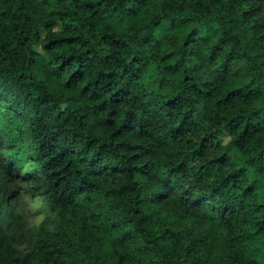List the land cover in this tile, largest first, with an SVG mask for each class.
<instances>
[{
	"label": "trees",
	"instance_id": "1",
	"mask_svg": "<svg viewBox=\"0 0 264 264\" xmlns=\"http://www.w3.org/2000/svg\"><path fill=\"white\" fill-rule=\"evenodd\" d=\"M0 264H264V0H0Z\"/></svg>",
	"mask_w": 264,
	"mask_h": 264
},
{
	"label": "rangeland",
	"instance_id": "2",
	"mask_svg": "<svg viewBox=\"0 0 264 264\" xmlns=\"http://www.w3.org/2000/svg\"><path fill=\"white\" fill-rule=\"evenodd\" d=\"M36 169V162L29 159L25 168L15 170L10 178L13 190L11 206L20 231L28 232L25 237L29 234L35 237L41 227L51 230L57 223L56 209L50 195L45 192L44 181L37 175ZM25 237L22 249H28Z\"/></svg>",
	"mask_w": 264,
	"mask_h": 264
}]
</instances>
